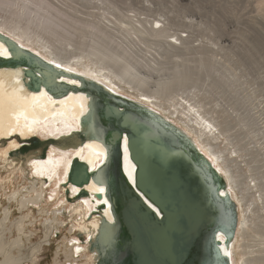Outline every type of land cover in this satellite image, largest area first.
<instances>
[{
	"label": "rangeland",
	"instance_id": "obj_1",
	"mask_svg": "<svg viewBox=\"0 0 264 264\" xmlns=\"http://www.w3.org/2000/svg\"><path fill=\"white\" fill-rule=\"evenodd\" d=\"M146 9H149L147 19L150 22L139 25L131 18L135 14L145 18ZM6 18L16 19L14 23L32 28L34 34L51 43L55 52L61 51L60 56L84 55V51H93L98 57L109 52L108 55L119 53L125 58L121 63H129V68L139 73H135L137 78L148 82L150 90L157 84H170L175 88V99H172L176 104L197 109L198 106L189 104L199 99L207 111H216L212 115L220 127L230 128L229 156L235 158L232 151H238V157L231 163L234 181L230 189L238 201L233 199L242 222V228L236 234V258H242L239 251L252 235H255L252 240L256 238L258 242L264 230L257 228L259 233H254L251 228L256 223L258 227H264V188H260L264 186V0H0V21ZM154 19L160 20L161 27L168 28L166 34L170 37L134 29L155 26ZM175 34L186 39L180 49L167 44V40L175 42ZM32 50L46 60L51 59L43 49ZM107 61L118 65L111 59ZM124 87L127 89L126 85ZM133 91L136 93L137 90L133 88ZM179 104L178 107L183 108ZM168 119L173 123L177 120L176 117ZM2 140L7 145L2 146ZM224 144L226 142H221L220 148ZM18 145L20 143L13 137H0V148L7 157ZM10 161L18 162L15 158H0V262L5 259L10 246V253L15 254L19 249H28L29 241L37 244L41 241L42 252L35 264H76L64 260L66 243L61 238L64 234L69 235L66 222V228H56L46 240L43 225L47 220L36 218L31 222L37 215H50L46 210H35L31 217L23 219V213L28 209L22 206V199L40 184L28 180L25 173L20 174L24 170L22 164L18 166L19 173L10 166ZM14 174L21 178L4 181L5 177ZM248 185L250 189H247ZM259 189L262 200L257 198L259 192L256 190ZM14 223L24 226L13 233L9 228ZM247 224L248 229H245ZM8 230L14 237L9 236ZM75 232V235L79 234ZM4 246L8 248L4 250ZM78 264L93 262L81 260Z\"/></svg>",
	"mask_w": 264,
	"mask_h": 264
},
{
	"label": "bare ground",
	"instance_id": "obj_2",
	"mask_svg": "<svg viewBox=\"0 0 264 264\" xmlns=\"http://www.w3.org/2000/svg\"><path fill=\"white\" fill-rule=\"evenodd\" d=\"M146 10L148 12L145 13V18H141L138 14L133 15L131 18L138 21L139 25L150 22L147 19L150 15L149 9ZM154 21L155 26L151 24L150 28L140 27V29H134L139 30L140 33L145 30L156 36H169L166 34L168 28L161 27L160 20L154 19L153 23ZM14 22H16V19L12 18L0 21V33L41 58L45 65L60 71L57 76L58 82H65L70 86L68 93L59 96L49 92L43 84L40 85L39 90L30 88L32 84L29 77L24 74V71L31 69V67L26 64H17V62L11 60L12 56L7 49V45L0 40V56L6 59V61L3 59L5 62L0 64V137H13L20 143L18 148L10 152L11 157H7V153L0 148V155H2L0 158H15L18 162L10 161V166L18 170V166L22 164L24 170L22 173L19 170L18 172L21 175L25 173L28 180L40 184L38 188L31 189L29 195L22 199V206L28 209L27 213H23V219L31 217L35 210L40 212L46 210V213L50 215H37L31 220V222H34L36 218L42 221L47 220V224L43 225L46 240L49 235H52L53 231H56V228L64 226V222L67 223L66 227H68L69 235L64 234L61 238V241L66 243L63 246L65 261L72 260L78 264L81 260L86 262L91 260L93 264H98V253L91 246L97 240L104 242L106 239H110L116 229L114 227L111 203L106 194L105 183H98L92 177L90 182L83 186L67 183L73 160H81L87 164L91 171H96L108 159V151L103 142L96 138H91L98 129L88 121L92 98L79 89L82 80L85 81L86 87H88L89 83L98 85L100 87L99 91L110 95V99H115V101H112L116 102L119 107L126 104L124 100L136 101L143 107L149 108L151 112H156L163 116L174 128L178 127L182 130L189 142L193 143L204 155L205 159L208 160L215 173L224 178L225 184L220 189V194L225 200L229 199L234 202V197L230 192L234 181L231 163L238 157V151H232L235 154V158L229 156L230 150L227 149V146L231 144L228 134L230 128L220 127V124L212 115L216 111L209 109L207 111L206 106L201 105L200 101H198L199 99L195 103L189 104L193 105V107L198 106L197 109L193 108L191 110L179 103L183 108L178 107V104L173 100L175 99L173 97L175 89L173 86L161 83L157 84L153 90H150V87L148 88L147 86L148 82L144 79H138L137 75L139 73L130 69L129 63H121V61H125V58L119 53L113 51V55H108L109 52L104 54L103 57H98L93 51H84V55L60 56L61 54L59 53L61 51L59 53L55 52V49L51 47V43L34 34L31 31L32 28L29 29L27 25ZM119 22L122 21L119 19ZM176 35H174L175 42L167 40V44L175 49H180L179 46L186 39L183 35ZM102 41L104 40L102 39ZM69 46L71 47V45ZM32 49H43L44 53L51 55L50 61ZM97 51L100 53L99 50ZM85 59H88L89 62ZM109 59L117 62L118 65L110 64L107 61ZM120 64H123V66H119ZM124 65L126 66L124 67ZM118 66L123 69L118 68ZM125 85L127 89L124 87ZM133 88L137 90L136 93ZM105 97L103 95L104 99ZM165 115L172 118L176 117L179 124L174 119L175 123H173ZM82 117L87 118L86 123H82ZM186 128L190 132H187ZM80 133L85 135L84 140L79 138ZM32 139L45 142L49 148L47 156L41 157L46 147L45 150L40 148V146L31 148L33 146L31 143ZM124 140H126L125 136ZM221 142H226L223 148H220ZM10 143H12V140ZM1 145L5 146L7 144L2 140ZM124 152L127 154L126 158H123L124 174L130 181H133V173L136 167L128 158L127 151ZM21 175H8L4 178V181L8 179L17 180L21 178ZM28 176L30 177L28 178ZM1 186L6 188L5 184ZM260 188L263 189L264 186L261 185ZM247 189H250V187ZM82 191L86 193L80 195ZM256 192H259L257 198L262 200L263 194H261L262 192L260 193V189L256 190ZM252 197L254 199L253 195ZM234 200L236 201V199ZM235 207L237 209V224L234 236L226 241V236L223 232L217 233V238L220 241L215 244V248L219 257L225 258L226 264H252L249 260L255 261L256 264H264V232L261 233L258 242L256 238L252 240L255 235H252V237L250 235L251 238L247 239L248 242L242 246L243 250L239 251L242 258H236V234L240 232L242 222L239 219L236 203ZM61 216L64 217V220ZM23 226L24 224L14 223L9 229L14 233L15 230L20 229V227L23 228ZM246 226L245 229H248L249 225L247 224ZM66 227L64 226L63 228ZM26 228L25 230H28ZM257 228L264 230V227H258L257 223L251 229L254 233H259ZM75 231H78L79 234L75 235ZM8 233L11 236L10 230H8ZM80 233H83L84 236ZM11 237H14V234ZM40 239L43 240V238ZM14 241L19 240L15 239ZM37 242L39 244L36 241L33 243L29 241L28 249H19L15 254L10 253L11 246L9 248L4 246V250L8 249L5 252V259H2L4 261H1L0 264L37 263L38 255L42 252V243L41 241ZM68 242L72 243L70 249L68 248L70 245ZM34 243L37 245H34ZM259 253L260 255H258ZM74 255L75 257L79 255V258L75 259ZM244 256H246L245 259H243ZM220 263L222 264L221 261H219Z\"/></svg>",
	"mask_w": 264,
	"mask_h": 264
},
{
	"label": "water",
	"instance_id": "obj_3",
	"mask_svg": "<svg viewBox=\"0 0 264 264\" xmlns=\"http://www.w3.org/2000/svg\"><path fill=\"white\" fill-rule=\"evenodd\" d=\"M0 40L11 60L31 67L24 71L30 88L39 90L43 84L54 95L68 93L70 85L58 82L60 71L1 33ZM79 89L92 98L88 121L98 130L91 138L101 140L108 151L107 161L96 171L73 160L67 182L83 186L92 177L106 185L116 229L110 239L91 246L98 264H226L215 248L217 233L223 232L226 241L234 236L237 209L220 194L224 178L163 116L133 100L119 107L98 85L86 87L84 80ZM124 151L136 167L133 181L124 174Z\"/></svg>",
	"mask_w": 264,
	"mask_h": 264
},
{
	"label": "snow or ice",
	"instance_id": "obj_4",
	"mask_svg": "<svg viewBox=\"0 0 264 264\" xmlns=\"http://www.w3.org/2000/svg\"><path fill=\"white\" fill-rule=\"evenodd\" d=\"M227 255V253H225Z\"/></svg>",
	"mask_w": 264,
	"mask_h": 264
}]
</instances>
